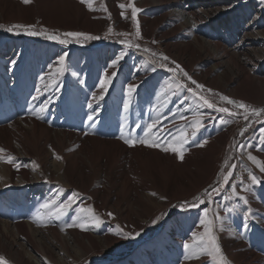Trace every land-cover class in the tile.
I'll use <instances>...</instances> for the list:
<instances>
[{"label":"bare ground","instance_id":"obj_1","mask_svg":"<svg viewBox=\"0 0 264 264\" xmlns=\"http://www.w3.org/2000/svg\"><path fill=\"white\" fill-rule=\"evenodd\" d=\"M44 54L25 61L19 55L15 62H7L11 74L3 72L5 77L0 81V110L16 112V103L8 96L12 88L20 112L11 124L0 127V148L8 157L3 165V188L18 190L17 213L24 211L23 206L40 211L41 202L36 201L41 199L40 190L44 188V203L50 201L34 222L27 216V222L15 224L22 226L23 234L38 227L43 235L76 244L87 259L104 253L105 248L112 251L126 244L134 235V264H217L208 254L210 247L201 251V245L209 243L201 221L212 220L211 235L220 246L225 264H264L259 243L264 239V186L251 180L238 181L220 196L209 197L208 208L203 212L194 208L191 213L180 215L177 222L164 221L162 229L147 240L139 236L165 209L187 202L212 186L234 128L214 126L215 115L187 94L184 86L170 78L161 82L155 76L157 71L151 68H132L129 64L131 75L121 78L122 67L117 65L114 69L113 60L107 66L100 62L97 67H86L85 61L79 66L65 61L61 64L60 55L55 59L49 55L46 62ZM121 60L140 65L136 55ZM106 74L111 84L102 92L100 81ZM50 78L54 83L41 87L40 83ZM129 85L134 86L131 92ZM197 119L202 126L194 130L191 125ZM153 122L156 127L149 132L148 126ZM170 123L180 128L173 139ZM206 126L211 127L204 129ZM8 134L10 139L3 141ZM145 139L147 143H140ZM126 140L135 143H125ZM164 147L169 151H163ZM172 147L183 152V159L179 152L171 151ZM17 150L25 151V158L33 160V170L27 165L17 169ZM254 153L264 166L262 151ZM50 159L54 165L49 164ZM18 174L21 179L17 185ZM25 184L33 186L35 193L29 194ZM73 194L76 195L71 208L57 219L56 207ZM94 217L101 222L94 223ZM101 228L103 236L98 238ZM64 233L68 239L61 235ZM3 241L0 240V249L13 252L18 264H30L7 236H3ZM186 242L193 246L192 251L184 249ZM149 246L152 252L146 254ZM138 252L144 253L137 257Z\"/></svg>","mask_w":264,"mask_h":264},{"label":"rangeland","instance_id":"obj_2","mask_svg":"<svg viewBox=\"0 0 264 264\" xmlns=\"http://www.w3.org/2000/svg\"><path fill=\"white\" fill-rule=\"evenodd\" d=\"M120 4H124L125 8H120ZM132 5L141 10L136 13L134 19ZM137 23L139 36L136 35ZM17 24L35 27L7 30ZM0 25L3 26L0 27V81L5 77L3 72L11 74L6 65L15 62L19 55L25 61L30 56L37 59L39 54L45 53V61L48 62L49 55H53L55 59L67 52L65 62L79 66L85 61L86 67H97L100 62L107 66L121 53H124L123 60L136 55L140 59V65L132 61L119 62L118 65L122 67L121 78L129 77L131 69L137 66L155 69L158 73L155 76L161 78V82H168V78L175 79L185 87L187 94L215 115L214 126H219L220 129L222 126L234 128L227 142L220 172L212 186L187 202H178L165 209L155 223L150 222L142 231L139 235L143 238L141 240L154 236L168 219L177 222L180 215L191 213L194 208L199 213L203 212L208 208L209 197L220 196L234 183H239L238 181H250L251 176L255 175L264 186V174L260 171L262 165L254 153L261 150L264 155V111L259 115L252 112V109H264V0H92V9L80 0H46L43 3L31 0L27 4L23 0H0ZM30 31H46L48 35H59L70 43L60 44L56 40L47 39L45 35H30ZM67 32H82L99 39L64 37L63 34ZM125 33L127 35H122ZM164 56L168 59L164 60ZM45 61L41 63L47 66ZM129 64H132V68ZM180 69H183V72ZM184 72L188 75L185 76ZM188 77H191V80ZM192 80L204 85V88H197L192 84ZM48 83L54 82L50 78L46 82L42 81L40 85L44 87ZM190 88L195 89L216 107L209 108L204 105L197 95L188 90ZM11 89L9 88L8 96L12 102L18 104ZM208 89L212 91L209 92ZM222 96L243 102L248 108L229 104L221 99ZM21 102L24 103L22 100ZM16 104L15 113L0 110V127L11 124V120L20 116ZM220 107L228 108L229 112L218 111ZM245 115L248 116L247 120L244 119ZM169 126L173 139L180 128L175 123H170ZM209 127L211 126L204 129H210ZM11 131L13 127L9 129V133ZM9 139L8 134L3 141ZM17 151V169L27 165L33 170V160L28 156L25 158V151ZM249 154L256 157V162L249 159ZM7 160L6 152H0L2 243L3 236H7L30 264H134L132 256L137 248L134 247V235L129 237L130 240L126 244L112 251L105 248L104 253L92 254L87 259L80 253L76 244L59 241L49 234L43 235L38 227L29 234H23L22 226L15 224L27 222V216L34 222L41 214L46 200V186L42 191L39 189L42 197L36 201L41 202L40 211L36 207L23 206L24 211L17 213L20 207L18 190L3 188L6 185L3 179L6 175L3 165ZM49 164L54 165L53 160L50 159ZM228 173H231V176L225 183L224 177ZM16 179L18 185L21 175L18 174ZM43 182L45 183V180ZM25 187L30 190L29 194L35 193L36 189L30 187V184H25ZM213 189L218 191H214L210 196ZM49 202H46L47 205ZM193 204L198 206L191 207ZM101 230L102 228L98 238L103 236ZM61 235L68 239L67 234ZM85 242L88 243L87 240ZM259 243L263 252L264 239ZM151 249V246L147 247L145 253L151 254ZM142 253L144 252H138L136 256L141 257ZM0 257H3L7 264H18V257L13 252L8 254L3 248L0 249Z\"/></svg>","mask_w":264,"mask_h":264},{"label":"snow or ice","instance_id":"obj_3","mask_svg":"<svg viewBox=\"0 0 264 264\" xmlns=\"http://www.w3.org/2000/svg\"><path fill=\"white\" fill-rule=\"evenodd\" d=\"M23 2L25 4H27V3H30L31 0H23ZM80 2L81 3H86L88 5V7L90 9H92V0H80ZM119 7L123 9V8H125V5L124 4H120ZM105 11H106V8H105ZM139 11H141L139 8H136L134 5H132V18L133 19L135 18L136 13H138ZM121 15H124V13H121ZM0 27H3V26L0 25ZM34 27H35L34 25H19V24H17V25H13L12 27L8 28L7 30L8 31H14L17 28H20V29H31V28H34ZM137 29L138 30H137L136 35L139 36L140 33H139V25H138V23H137ZM109 31H111V29ZM28 34H30V35H45L47 39L56 40L60 44L70 43V41L68 39H61L60 36L56 35V34L48 35L46 31L45 32L30 31V32H28ZM63 35H64V37H73V38L84 37L85 39H88V40L99 39V37L91 36L89 34L82 33V32H67V33H64ZM122 35H127V34L125 33V34H122ZM136 47H139V46L136 45ZM67 55H68L67 52H64L62 55H60L59 62L61 64L64 62V60L67 57ZM123 56H124V53H121L120 56L117 59L113 60L112 65H113L114 69L118 65L119 60L123 59ZM163 59L167 60L168 57L164 56ZM163 66L164 65H161V67H163ZM177 67H179V66L177 65ZM153 70H155V69H153ZM169 71H174V69H169ZM180 71L183 72V69H180ZM112 75L114 76L115 72H113ZM184 75L187 76L188 74L186 72H184ZM188 79L191 80V77H188ZM191 82H192V84L196 85L197 88H200V89L204 88V85L197 84V82L195 80H192ZM110 84H111V79L106 74L105 78L100 81V88L102 89V92H106L108 87L110 86ZM133 87H134L133 85H129V92H131L133 90ZM188 90L193 92L194 95H197L199 100L202 101L203 104L206 105L207 107H209V108H215L216 107V105L214 103L210 102L203 95H199L196 92L195 89H191L190 88ZM208 91L211 92L212 90L208 89ZM93 98L95 99V96ZM103 98H104V96H103V94H101L100 95V99L103 100ZM34 99H35V97H34ZM221 99L224 100V101H227L229 104H237V106L240 107V108H245V109L248 108V106L245 105L243 102H237L235 100L230 99L227 96H222ZM89 107H91V105H89ZM218 111H220V112H229V109L226 108V107H220L218 109ZM262 111H264V109H261V110L252 109V112L254 114H256V115H259L260 112H262ZM244 119L247 120L248 116L245 115ZM89 120H93V117L89 116ZM201 126H202L201 121L198 120V119L195 120L192 123V125H191V127L194 130H198ZM137 127H139V125H137ZM155 127H156V122H153V124L148 126V131L151 132L152 129L155 128ZM125 143H135V142L134 141H130V140H126ZM140 143H147V139L141 140ZM150 146L158 147L159 145L158 144H151ZM4 151H5V149L0 148V152H4ZM163 151L168 152L169 148L168 147H164ZM171 151L179 152L180 158L183 159V152H181L177 147H172ZM249 159L252 160L253 162H256V157L251 155V154H249ZM8 162H10V163L12 162L11 158H9ZM233 167H235V166L233 165ZM260 171L264 172V166L260 167ZM229 176H231V173H228V175L224 177L225 183H227ZM251 181H252V183H255V184L260 183V180L255 175L251 176ZM205 191H207V190H205ZM213 191H218V190L217 189H213ZM232 191H233V194H236L235 187H233ZM246 191H247V189H246ZM75 195L76 194H73V197L69 198V200L67 202L61 203V204H59L56 207V211H55L54 215H56L57 219H59L61 215L66 214V210L67 209L71 208L72 204L74 203ZM201 203H202V201H201ZM244 203L247 204V200L246 199L244 200ZM197 206L198 205H195V204L191 205V207H197ZM44 207L47 208V207H49V205L46 204V205H44ZM81 210L83 211V209H81ZM88 211H92V210L88 209ZM229 211H231V209ZM108 215L111 216L112 213H108ZM207 215H208V213L205 212V217H207ZM93 222L96 223V224H99L101 221L99 220L98 217H94ZM155 222L156 221H153V223H155ZM212 223H213L212 220H202L201 221V224L205 225V233L207 234V240L209 242L208 245H201V251H208V249L210 247L212 250L208 251V254L211 255L214 260H217V264H225L224 257L221 254L220 246L216 243V238L211 235V233H212ZM71 226L72 225H68V227H71ZM126 235H130V234H126ZM137 235H139V233H137ZM201 240H204V237H201ZM183 247H184L185 250H188V251H192L193 250V246L191 244L187 243V242L183 245ZM187 258H192V257L188 256ZM196 258H199V257H196ZM0 262H2V264H7V261L4 260L3 257H0Z\"/></svg>","mask_w":264,"mask_h":264}]
</instances>
